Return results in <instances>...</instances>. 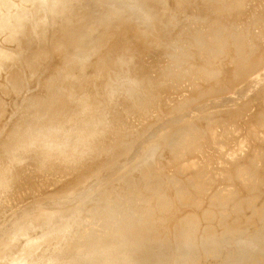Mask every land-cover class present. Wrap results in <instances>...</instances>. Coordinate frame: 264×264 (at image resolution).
I'll return each mask as SVG.
<instances>
[{
  "label": "bare ground",
  "instance_id": "6f19581e",
  "mask_svg": "<svg viewBox=\"0 0 264 264\" xmlns=\"http://www.w3.org/2000/svg\"><path fill=\"white\" fill-rule=\"evenodd\" d=\"M107 2L96 4L97 6L100 5V7H98L100 10L97 9V13L93 12L95 10V7L93 6H87V9H85L82 13H75V11L69 7V0H49L44 4L41 3V6L36 4V6L33 7V11L36 10L35 13L37 14L35 26L40 27L42 24L41 27H43L44 30L42 31V34L44 36L46 46L51 47L52 53L59 60L58 66L54 68L52 73L58 81L48 88L43 96L36 97L37 100H42L43 105H41V109L39 106H35L30 115L24 117L23 119H14L9 126L3 125V127H1L6 116L4 101L0 99V186H3V184L11 181L13 182V179L16 177L14 175L15 173H13L14 169L19 167H22V169L26 168V165H30L33 162H40L41 164L49 165L57 159H60L61 161L65 160V162L68 159H74L77 161L78 155L82 151L84 145L96 146L104 143L105 140L111 138L113 129L116 126H123L122 123L128 122V117L130 115L138 114L135 121L139 124V126H141V124L145 122L144 120L147 119L146 116H148V112L151 113V111L155 108L162 107L161 104L164 103V98L161 97V94L164 93L162 92L163 90H171V83H174V80L171 81V79L176 75L180 78L188 77L186 74L187 69L185 67H181V64H178L179 67L172 66V69H170V71H172L171 76L168 77L169 81L163 85L160 92L156 93L160 95H140L141 98L139 99V105L136 109L130 112V115H125V117L120 115L119 108L114 106V104L109 106L108 103L110 102V99L103 100L104 103H102L103 106L101 108L97 107L98 99L95 96L97 94L98 96L101 95L100 92L107 95L111 89V84L117 85L118 87L122 84H129L133 93L128 97L125 95L121 96L123 99L127 97L126 99H128V101L135 98V96L140 92L139 89L136 88L139 84H137L133 78L131 82H129V79L136 74L137 70H140L138 72L146 73L156 69L158 63H160L161 59L164 57V52L158 51L155 53H148V51L154 45L158 46L161 50L169 41V38L172 37L174 28L180 26L179 17L177 18L175 9L181 5L180 3L183 4V1L179 0H176L174 3L171 0H108ZM190 3H192V0H190ZM233 6L229 5V9ZM2 9L8 10L9 5L6 4V2L3 3L0 5V11H2ZM237 9L239 11V8H234L235 11H237ZM228 12L232 11L228 10ZM120 13L128 14L131 17L130 19L133 21V24L131 25L135 27L133 28L135 31L132 36L130 35L131 39L129 38L130 36H128L130 41H128V38L123 37L127 40H119L115 48L112 47L109 51H103L105 53L103 54L101 53V50L104 48L107 41L106 34H104L103 31L106 29L108 30L109 28L117 29L118 23H121V20L119 21ZM214 17L216 18V16ZM169 18H172L170 22L168 21ZM9 19L10 14H6L4 17L0 18V31H2L1 28L4 29V27L5 29L13 27V23ZM89 24H93L92 30L96 32V35L93 38L89 36V33H91V30L88 32L89 29H87ZM120 25H122V23ZM19 28L20 27H18L17 30ZM221 31L222 29L217 30L218 33L216 36H218ZM230 32L235 34L230 40L233 42H239V33L234 30H231ZM23 38L26 45L23 49L18 51L20 52V57H17L16 60L12 58L5 61H3V58L0 57V67L10 70V79L12 78L10 85L12 84V87H15V80H13L15 78L13 77L19 65L17 64L18 59L20 63V58L26 57L28 59L24 60V62L28 63L30 59L33 58L32 52H35L37 47L42 48L43 46L32 45V37L29 35ZM161 39L164 40L161 42ZM41 48H39L38 51L43 54L44 52ZM138 56L145 57L139 59ZM92 58H96L93 63L90 62ZM144 59H148L149 61L145 60L144 63H141ZM146 66L149 67L147 68ZM144 68L147 69H145V71H141L142 69L144 70ZM74 72H77V78L73 76ZM123 73H125V75H123ZM61 74L65 76L63 77L64 81L62 83V78H57L61 77ZM138 74L142 75L141 73H137L136 75ZM103 79L104 82L102 83ZM187 80L190 79L187 78ZM147 87H150L151 90L157 89L151 86ZM6 88H9V84ZM246 92L249 93V90H246ZM120 93L121 92L118 94ZM260 93H263V95L260 98L261 100L258 101L257 106L259 108L255 111L256 117L252 120L256 122V125L264 126V92ZM237 96L240 97L239 94ZM252 97L254 99V96ZM229 100H231V98H220L215 101L218 104L216 107L219 106L218 108H220L222 105L223 107L225 106L226 110L224 113L228 114L229 112L230 117L227 115L224 116V113L215 114L217 110H212L210 115H205L204 122L202 124L203 126L200 129L194 127L193 124H186V126L185 124L182 126L179 125L188 119L186 113L181 116L178 114L177 116L172 115L171 117L161 119L154 126V128H158L155 130L157 135L153 139L146 138V135L141 133L144 128L148 126L145 124L146 127L144 126L142 130L138 132L140 135H138L137 140L131 145V156L124 163L115 165L111 168L106 165L95 166L92 171H88L79 177L80 179H86V181L94 183L95 187L90 193H88L90 195L79 201L77 204H71L67 200L64 201L65 199L63 198L71 196L74 197L78 194H82L83 192L74 190L70 193V195H62L61 192L57 190L47 196H43L36 200L33 199V201H30L27 204L24 203L26 206L17 209L16 211H10L11 213L9 212L10 214L6 215V217H4L0 222V253L4 249L6 250L4 254L5 257L2 258L3 256H0V260L3 259L2 264H68V262L72 259L78 261L71 264H154L158 257L156 253H153L152 248L156 247L157 249V247L160 246L162 248V252H164L167 248V242H162V239L164 238L163 236L165 235L161 234L163 238L159 244V242L156 243L155 240L157 236H160L158 234V230L157 232H155L156 230L153 232L152 229L150 235L148 232L147 234L149 237L146 236L147 238H145L147 240H144V236H141L143 239L136 238V234L137 236L139 235V229L142 227H144L142 228L143 231L144 229L147 230L146 228H150V226L155 223V220H157V212L162 209H167L171 205L172 200L168 201L163 197V195H159V197L156 198V209L146 218L141 216L139 217L136 215L137 213L135 215L133 214L132 217L127 207L119 210L106 209L105 212L103 210L105 204L117 201L119 196L112 198L110 193L111 191L109 192L108 189L106 190V186L103 189L96 191L104 185V183L101 182L103 178L100 181V175H102V172H105L104 176L108 175V179L111 177L113 181H120L123 178L122 182L133 180L136 184L137 182L138 184L139 182H142L144 178H148V188L141 187V189L151 192L159 190L160 187H162L158 180L159 176L162 171L167 170L169 167H173V169L175 168L174 171L175 173H178V175L181 174L180 172H187V170L191 169L189 170L192 171L191 173L185 172L186 176H184L183 173L182 174L187 181L195 182L196 188L199 189H203V187L207 186L209 182L227 174L232 179H235V176L236 178L239 177L240 182H238V184L241 183L244 184V186H252L253 188L251 192L255 195L259 196V194H262L264 196V190L261 189L264 186V174H262L260 170H256V168H254L253 171H251L252 169L248 171V167L255 165L254 163L256 161L254 160L262 155L259 151V153L256 152L255 157H252L247 165H244L238 168L235 172L231 173H222V171L221 175L218 173L213 176V171L211 174L207 175V169L210 167L209 164H212L213 162L212 159H209L211 162L208 161V158H211V156L209 157L206 155V157H208L205 161L207 160L208 163L204 161V165L197 162L190 163V155L192 156L193 153L198 155L197 153H203L209 149H214V151L219 150L224 156L227 154L226 156L228 159H233L237 156L236 151H230L227 153V149L229 150V148H224V146L221 145L222 138L225 136L227 137L229 133L235 130V125L232 124L231 118V116L235 115V113L232 112L234 109ZM16 109V106L12 107L11 112L14 113ZM143 112L147 115L144 116ZM208 115L209 117H207ZM158 117H160V115ZM241 120H244V118ZM147 121L150 120L147 119ZM44 122L47 124H43ZM173 122L177 125V129L172 133V135L166 137V130ZM99 126H104V129H97ZM182 128L183 130L181 131ZM178 129H180L181 132H177ZM249 135H251V133ZM245 139L247 140V138ZM246 140L244 142H246ZM170 141H173L174 143L172 142L171 147L167 148L169 154L167 159L170 157H176V160L174 163H170L168 167L158 169L159 165L153 163L154 159L148 158V155L153 151V149H156L159 144H169ZM238 144L233 145L237 147ZM239 148V151L243 152L242 144ZM111 151H113V149L109 152ZM205 154L207 153H204V155ZM111 155L112 154L107 156V160H110L112 157ZM209 155L211 154L209 153ZM220 155L221 154H219V156ZM187 160L190 162H187ZM221 161H223V159ZM147 163L152 164L147 166ZM164 163L165 161L163 164ZM29 167L33 166L30 165ZM128 168L130 170H128ZM134 169L135 171H138L136 178H132L130 176V174L132 175V172H134ZM37 172L38 171H36V173ZM21 175L19 176L21 177ZM22 176L23 180H25L26 176ZM34 178L37 177L35 176ZM28 179L29 178H27V180ZM15 183L16 182L14 181L13 184ZM27 183L29 185L28 181ZM90 183L86 182V185H90ZM34 184H36V182ZM22 185L23 184H21V186ZM55 185L53 182L52 187ZM114 185L116 186L117 184ZM114 185L112 187H114ZM184 187L178 185V183L173 184V197L178 200L179 204L182 205L183 208L191 203L197 204L199 202V196L192 195L189 192L191 190L185 189ZM9 190L11 191V189ZM35 191L37 190L35 189ZM41 191L42 189H40V191L38 190L39 193ZM248 192H250V190H248ZM129 193L133 194V196L137 199L141 198L140 192L137 194V191H129ZM235 193V190H230L229 196H216L220 198L221 201H232V204L234 203L235 205L233 206V209L231 206L227 208L226 211L221 209L219 213L220 215L218 216L223 217L225 221L229 217L228 214L232 211L235 214V218L230 221L223 222L221 228L216 225L218 223L216 222L213 225H207L208 227L206 232H202L200 230L201 232H199L198 241L196 240L195 242H190V245L188 244L189 248L187 247V252L185 250L186 255L180 254L181 257H184L177 259L175 264H199L201 261H199V259H202V261L206 259L205 256L201 255L205 253L208 254V252L209 254L214 253L215 255L220 251V247L221 245L223 246V244H233L236 241L249 242V240L254 239V237L246 238L244 235L237 236L236 238L230 237L231 228H244L250 223L249 221L251 217H253L252 215L245 216L244 218L239 217V211L241 210L242 203L244 201H242L243 198L240 200L242 202L234 200L233 197H235ZM28 197H31L30 199L33 198L32 195H29ZM30 199H28V201ZM105 199H108V201L106 202ZM176 204L177 203H175V205ZM214 205L223 207L222 203H214ZM93 211H99L101 215L95 217ZM82 214L85 217H82ZM213 215H215L214 211H209L205 214L206 217H212ZM261 215H264V213ZM160 218L162 217L160 216ZM162 219H165V217ZM53 221H55V223H52ZM240 222L243 225H238ZM195 224L196 219L192 215H185L180 218L174 228L175 238L178 239L179 242H183L185 240L187 241L192 238V230L195 227ZM38 229L43 230V232L39 237L35 238L32 236V233ZM50 233V236H46ZM15 237L19 241V246L16 250L10 246L12 238ZM255 237L257 238V236ZM41 238L46 239L41 240ZM81 241L86 242V251L88 249V254H90V256H87L86 252L82 253L77 251L78 246L75 248L74 245L79 244ZM45 243L48 245L42 247V244ZM55 244H59L60 249H57V251L49 249L50 246L52 247ZM24 245H27L26 247L28 248L24 247ZM79 247L81 246L79 245ZM93 253L96 256H94ZM255 254L257 255V253ZM177 255L179 256L178 251L176 258L178 257ZM257 257H255V259H257ZM167 260L168 259H166V261ZM252 263L255 264L254 262ZM169 264H172V261Z\"/></svg>",
  "mask_w": 264,
  "mask_h": 264
},
{
  "label": "rangeland",
  "instance_id": "374dc122",
  "mask_svg": "<svg viewBox=\"0 0 264 264\" xmlns=\"http://www.w3.org/2000/svg\"><path fill=\"white\" fill-rule=\"evenodd\" d=\"M48 1L49 0H0V5L5 2L9 5L8 10L2 9V11H0V18L4 17V15L6 14H10L9 20L13 23V27H8L6 29L4 27V29L1 28L2 31H0V57L3 58L2 60L5 61L12 58L16 60L17 57H20L21 55H19L20 52L18 51L25 47L26 43L23 37H26L27 35L32 37V45H43L42 48H39L43 49L44 52L43 54L39 52V48L37 47V50L35 52H32L33 58L30 59L28 63L24 62V60L28 59L26 57H21L20 63L18 59L17 64L19 65L13 77L15 78L13 79L15 80V87H12V84L10 85V82L12 81V78L10 79V70L0 67V99L4 101L6 116L5 121L2 123L1 127H3V125L9 126V124L13 122L14 119H23L24 117H27L28 115H30V113H32L35 106H39L41 109V105H43L42 100H37L36 97L43 96L48 88H50L56 81H58L56 77L52 75V73L54 71V68L58 66L59 60L52 53L51 47L46 46L44 36L42 34V31H44L43 27H41L42 24L40 27L35 26L37 14L35 13L36 10L33 11V7L36 6V4H39L41 6V3L44 4ZM107 1L108 0H69V7L70 9H73L75 13H82L85 9H87V6H93L95 7V10L93 12L97 13V9L100 10V8H98L100 7V5L97 6L96 4L102 2L104 3ZM171 1L174 3L176 0ZM179 1H183V4L180 3L181 5L175 9V12L177 18L179 17L180 26L174 28L172 37L169 38V41L163 46L161 50L158 46L154 45V49L152 47L148 51V53L163 51L164 57L161 59V62L158 63L154 71L142 73L138 72L140 70H137L136 74L141 73L142 75L135 74L136 76L133 75V77L129 79V82H131L133 78V80H135V82L139 84V86H136V88H138L140 92L136 89L139 93L135 96V98L130 99L131 101H128V99L126 98L133 93L130 85L122 84L120 87H118L117 85L111 84V89L107 93V95L100 92L101 95L98 96L97 94L95 96L98 99L97 107L101 108L103 106L102 103H104L103 100L110 99V102L108 103L109 106H111V104H114V106L118 107L120 110V115H122L123 117H125V115H130V112L136 109V107L139 105V99L141 98L140 95H160L156 93L160 92L163 85L167 81H169L168 77L171 76L172 71H170V69H172V66H178V64H181V67H185L187 69V78H189L190 80H187V78L177 77V75L174 76L171 79V81L174 80V83H171V90L169 89L168 91H162L164 92L161 94V97L164 98V103L161 104L162 107H157L152 111L150 110L151 113H147L148 116L150 115L149 117L146 116L147 114H144L143 112L144 116H146V118L150 121H147L146 119L144 121L147 122H144L143 124H141V126H139V124L135 121V118L138 114L130 115L128 117V122L122 123L123 126H116L113 129L111 138L105 140L104 143L96 146L84 145L82 151L78 155L77 161H75L74 159H68L66 160V162L65 160H63V162L60 159H57L49 165H44L40 162H33L30 164L33 167H29L30 165H26V168L22 169V167H19L14 169L13 173H15L14 175L16 177L13 179V182L15 181L16 183H18L13 184V182L11 181L12 183L9 182L3 184V186L1 185L2 187L0 186V222L4 217H6V215L11 213L10 211H16L17 209L26 206L25 204L33 201V199H39L57 190H59L62 195H70V193L74 190L83 192L82 194H78L74 197L71 196L63 198L65 199L64 201L67 200L71 204H77L79 201L90 195L88 193H90L95 187L94 183H90L89 181H86V179H80L79 177L84 173H87L88 171H92L95 166L106 165L111 168L115 165L124 163L131 156V145L137 140L138 135H140V133L138 132L142 130L145 124H147L149 127L147 126V128L145 126L147 129L144 128L141 133H143V135H146V138L153 139L157 135L155 130L158 128H154V126L161 119L171 117L172 115L177 116L178 114L179 116H181L186 113L188 119L185 122L180 123L179 125L182 126L185 124L186 126V124H193L194 127L200 129L203 126L202 124L204 122L206 114L210 115L212 110H217L215 114H223L225 112V106L223 107L222 105L220 108H218L219 106L216 107L218 104L215 100L220 98H231V100L229 101L234 109V111L232 112L235 113V115H233L234 118L233 116H231L232 124L235 125V130L229 133L227 137L225 136L222 138L221 145L224 146V148H229V150L227 149V153H229L230 151H236L237 156L233 159H228V157L226 156L227 154L225 155V157L219 150H215V153L214 149H211L212 151L209 149L210 151L206 150L207 152L204 151L203 153H197L198 155H196V153H193V157L191 155L189 156V160H191V162L189 160H187V162H197L204 165L205 162H207V160L205 161V159H207L208 156H211V158H208V161L211 162L209 159H212L213 162L212 164H209L210 167H208L207 169V175L211 174V172L213 171L214 173L212 172V174L213 176H215L214 174L218 173L219 175H221L222 171V173L235 172L238 168L247 165L250 162L251 158L255 157L256 152H260V154L262 155L254 160L256 161L254 163L255 165H253L252 167H248V171L251 169V171H253L254 168H256V170H260V172L264 174V126L256 125V122L252 120L254 119V117H256L255 111L257 108H259L257 106L258 101L261 100L260 98L263 95V93L260 92H264V0H192V3H190V0ZM229 5L236 6H233L232 8H230L232 10H230ZM234 8H239V11L238 9L237 11H235ZM228 10L232 12H228ZM214 16H216V18ZM130 18L131 17L128 14L120 13L119 21L121 20L120 22L122 23V25H120L121 23H118L117 29L109 28L108 30L106 29L103 31L104 34H106L108 42L106 41V46L104 45V48L102 47L104 50L102 49L101 53L105 54L104 52L109 51V49L111 50L112 47L115 48L119 40H127L123 37L128 38V36L133 35L135 31L133 28L135 27L131 25L133 24V21ZM171 19L172 18H169L168 21L170 22ZM18 27L20 28L17 30ZM92 27L93 24H89V27L87 29H89L88 32L91 30L89 36L93 38L95 37L96 32L92 30ZM219 29H222V31L218 36H216V34L218 33L217 30ZM231 30L239 33V42H233L232 40H230L231 37L235 35L230 32ZM131 36L129 37L130 39ZM130 39L128 41H130ZM163 40L164 39H161V42ZM144 57L138 56L139 59H142ZM148 59L142 60L143 62L141 61V63H144L145 60H150ZM95 60L96 58H92L90 62L93 63L95 62ZM146 67L148 68L149 66ZM147 68H144V70L142 69L141 71H145V69ZM77 72L73 73V76L75 78L78 77ZM123 75H125V73H123ZM63 77L65 76H63L62 74L61 77H57L59 79L62 78L61 83L64 81ZM104 79L102 83L104 82ZM8 84L9 88H6ZM147 86H151L157 89L151 90V88ZM246 90H249V93L246 92ZM119 92L121 93L118 94ZM238 94L240 95V97L237 96ZM121 95H125L127 97L123 99ZM252 96H254V99ZM14 106H16L17 109L13 113L11 112V108ZM163 114L166 116H164ZM157 115H160L161 118ZM209 115L207 117H209ZM225 115L229 116V112L228 114L224 113V116ZM243 118L244 120H241ZM43 124L47 123L44 122ZM97 129H104V126H99L97 127ZM176 129L177 125L174 122L171 123V125L166 130V137L172 135V133ZM182 130L183 128L181 129V131ZM181 131L180 129H178L177 132ZM250 133L251 135H249ZM245 138H247V140ZM241 139H245L246 142H244L245 140L242 141ZM172 142L173 141H170L169 144L161 143L159 144V146H157V148L155 147L156 149H153V151L149 153L148 158L154 159L153 163L159 165L158 169H164L168 167L170 163L175 162L176 157H170L167 159L169 155L167 148L171 147ZM235 143H239L240 145L242 144L244 154L242 151H239V149H241L239 148V144L237 145V147L234 146L236 145ZM111 149H113V151L109 152ZM204 153L207 154L204 155ZM209 153L211 155H209ZM110 154H112V157L110 158V160H107V156H109ZM219 154H221V157L219 156ZM206 155L208 156L206 157ZM212 157L215 159H213ZM222 159L223 161H221ZM164 161L165 163L163 164ZM151 164L152 163H147V166ZM174 169L173 167H169L167 170L161 172L158 180L161 183L162 187H160L159 190H156L157 192H151L141 189V187L148 188V178H144L142 182H139V184L137 182L136 184L133 182V180L122 182L123 178L120 181H113V179L110 177L109 180L108 175L104 176L105 172H102V175H100V181L103 178L101 182L104 183V185L98 188L96 191H99L106 186V190L108 189L109 192L111 191L110 193L112 198H116L117 196H119L117 201H113L112 203L108 202L107 204H105L103 210L106 212V209L119 210L127 207L132 217L133 214L135 215L137 213L136 215H138L139 217L141 216L143 218H146L151 215L152 212L156 209V198H158L159 195H163V197L168 201L172 200L171 205L167 209H162L157 212V220H155V223H153L150 228H146L148 231L145 229L143 231L142 228L144 227L140 228V231L138 230L139 233H137L139 235L137 236L136 234V238H144V240H147L145 238L149 237L152 229L153 232L154 230H156L155 232H157L158 230V234L160 236H157V238L155 239L156 243L159 242L160 244L161 239L164 237L162 239V242H167V248L164 252H162V248L159 245L157 249L156 247L152 248L153 253H156L158 257L157 261L154 264H166L168 262L171 263V261L172 264H175V261H177V259L184 257H181L180 254L186 255L185 250L187 252V249L190 245L189 243L195 242L196 240L198 241L199 232H206L208 227L207 225H213L218 222L216 225L221 228L223 222L230 221L231 219L235 218V214L232 211L228 214L229 217L225 221L223 217L218 216L220 215L219 213L221 209L226 211L230 206L233 209V206L235 205L234 203L232 204V201H221L220 198L216 197L229 196L230 190H235L236 193L233 199L237 200V202L244 201L242 203V208L239 211V217L244 218L248 215H252L253 217H251L249 221L250 223L244 228H231L230 237L236 238L237 236L244 235L246 236V238L254 237V239L249 240V242L236 241L233 244H223V246L221 245L220 247V251L215 255L214 253L209 254V252L208 254L205 253L201 255L205 256L206 259L203 261L202 259H199V261H202H200L199 264H253L252 262H254L255 264L264 263V215H261L262 213H264V196L262 194H259V196L255 195L251 192L253 188L252 186H244V184L241 183L238 184V182H240L239 177L236 178L235 176V179H232L227 174L222 175L219 178H216L213 181L209 182L210 184L208 183V185L203 187V189H199L196 188L195 182H189L184 178V176H186V173L192 172L189 171L191 169L187 170V172H180L181 174L183 173L184 176L183 174L178 175V173H175ZM30 170H32L33 172ZM35 170L38 172L36 173ZM128 170L130 169L128 168ZM133 171L134 172H132V175L130 174V176L132 178H136L138 175V171H135V169ZM29 173L32 174L30 175ZM21 174L24 175V177L26 176V179L24 178L25 180H23V176ZM19 175H21V177ZM35 176L37 178H34ZM18 178H20L21 180ZM27 178L29 179L27 180ZM26 180L29 182V185H36V188L34 186L33 188L32 186H29ZM30 180L33 181L31 182ZM136 180L139 181L138 179ZM35 182L36 184H34ZM53 182L54 185L55 183L56 185L52 187ZM86 182L90 183V185H86ZM175 183H178V185L183 187L185 185L184 188L191 190L189 192L192 195L199 196V202L197 204L191 203L187 206H184L183 208V206L179 204L178 200L173 197L172 186ZM21 184L23 185L21 186ZM114 184L117 185L115 186ZM191 184L193 187L191 186ZM113 185L114 187H112ZM8 187L9 189H11V191L8 189ZM23 187L26 189H24ZM35 189L37 191H35ZM40 189H42V191L39 193L38 190L40 191ZM261 189L264 190V186ZM248 190H250V192H248ZM129 191H137V194H139L140 192L141 198H135L133 194L129 193ZM29 195H32L33 198L30 199L31 197H28ZM27 198L30 200L28 201ZM241 198H243L242 201H240ZM105 201L107 202L108 199H105ZM175 203L177 204L175 205ZM214 203H222L223 207L214 205ZM208 210L211 212L214 211L215 215H213L212 217H206L205 214L209 212ZM93 214L95 217L101 215L99 211H93ZM185 215H192L193 217H195L196 224L192 230V238L187 241L185 240L183 242H179L178 239L175 238L174 228L175 225L179 222V219ZM160 216L162 218L165 217V219L160 218ZM82 217L85 216L82 214ZM52 223H55V221H53ZM240 224L243 225L241 222L238 225ZM42 232L43 230L38 229L34 233H32V236L37 238L41 235ZM161 234L165 236L162 237ZM50 235L51 233L46 236ZM141 236L144 237L141 238ZM255 236H257V238ZM44 239L46 238H41V240ZM18 243L19 241L16 237L12 238L10 246L14 250H16V248L19 246ZM85 243L86 242L81 241L79 244H76L74 246L75 248L78 246L77 251H80L82 253L86 252V255L90 256V254H88V249L86 251L87 247ZM47 245L48 244L46 243L42 244V247ZM79 245L81 247H79ZM26 246L27 245H24V247ZM59 247V244H55L52 247L50 246L49 249L57 251V249H60ZM176 250L178 251L180 257L177 255L178 257L176 258ZM5 252L6 250L4 249L0 253V256H3L2 258L5 257ZM255 253H257V255ZM94 256L96 255L94 254ZM255 257H257V259H255ZM172 258H174L175 260ZM166 259L168 260L166 261ZM2 260L3 259L0 260V264H2ZM76 261L78 260L72 259L70 262H68V264L76 263Z\"/></svg>",
  "mask_w": 264,
  "mask_h": 264
}]
</instances>
